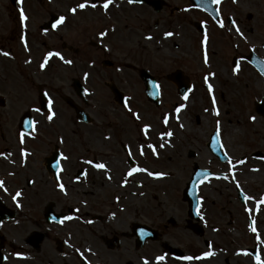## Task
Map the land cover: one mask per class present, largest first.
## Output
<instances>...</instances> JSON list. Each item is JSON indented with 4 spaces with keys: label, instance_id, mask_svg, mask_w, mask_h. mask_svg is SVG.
Wrapping results in <instances>:
<instances>
[{
    "label": "flooded vegetation",
    "instance_id": "1",
    "mask_svg": "<svg viewBox=\"0 0 264 264\" xmlns=\"http://www.w3.org/2000/svg\"><path fill=\"white\" fill-rule=\"evenodd\" d=\"M55 3L56 0H0V122L12 125L9 136L14 143L5 144L0 130V180L4 182L0 188V218H9L0 219V264H137V230L146 233L144 245L157 240V247L171 248L162 240V230L167 225L191 233L184 235L187 240L182 243L191 255H200L194 248L201 239L203 249L223 244L224 264H257V256L264 264V124L259 130L253 129L248 139L239 129V119L233 121V116H240L247 124L251 107L264 123V109H255L256 104L264 103V76L249 62L252 51L247 49L245 35L230 34L231 27L243 24L239 13L231 11V3L211 2L213 15L192 0H157L155 7L127 2L147 7L157 16L162 14L152 27L144 22L138 29L127 24L129 16H120L113 3L105 9V0L93 1L98 8L91 24L82 13L68 9L56 13L50 7ZM21 10L27 17L24 22ZM60 17H64L63 22L54 28ZM159 28L158 38L169 43L159 39L153 44L157 57L149 54L151 57L141 60L134 54L120 57L117 53L128 51L136 31ZM169 32L172 35L166 36ZM5 52L9 55H3ZM50 52L60 55H52L45 63ZM89 53H94L93 59ZM237 65L239 70L234 72ZM249 71L255 81L248 80ZM143 77L150 84L154 79L158 106L147 101ZM86 82L90 88L99 86L109 94L111 88L119 90L125 107L110 95L113 110L120 114L136 111L138 103L156 109L166 105L169 109L160 114L162 122L167 115L175 121L187 114L199 125L209 112L210 118L224 124L204 134L200 148L186 152V157L194 160L190 172L161 171L166 164L153 160L146 150L151 144L144 145L140 134L132 143L131 135L118 142L119 130L111 128V133L104 130L99 136L102 144L82 143L86 133L82 127L87 124L76 120L75 109L91 114L95 108L94 102L86 98ZM80 88L83 90L79 92ZM195 89L201 93L200 103L191 97ZM188 102L203 106L191 114ZM235 104H245L247 108L235 113L231 110V114L227 106L233 109ZM222 105L226 106L223 114ZM184 122L163 129V142L154 140L156 135L146 139L174 150L177 131L189 130L188 122ZM97 163L106 167L98 169ZM137 167L145 171L128 175ZM191 179L197 183L194 211L189 213V203L182 193ZM176 180L182 183L176 189L184 208L177 220L169 214H145V209L137 212L139 200L147 194L151 196L147 185ZM163 187L156 186L155 194L166 191ZM200 190L216 192L213 199H206L199 195ZM17 192L21 195L14 200ZM130 209L143 220L135 218L137 221L132 222ZM131 247L133 252L128 250ZM204 253L198 259L200 263L216 264L213 255L204 257ZM175 254L179 261L165 254L161 264L190 263L181 259L183 253Z\"/></svg>",
    "mask_w": 264,
    "mask_h": 264
},
{
    "label": "rangeland",
    "instance_id": "2",
    "mask_svg": "<svg viewBox=\"0 0 264 264\" xmlns=\"http://www.w3.org/2000/svg\"><path fill=\"white\" fill-rule=\"evenodd\" d=\"M94 0H56V3L53 5L51 4L50 7L53 9L56 13H62L65 11V9H68V12H70L71 9L76 8L75 13H82L83 17L86 18L87 22L89 24L94 23L96 16L95 10L98 8L96 5L95 8H93L91 5ZM125 1V2H124ZM172 2H176L177 0H169ZM228 1V3H231L230 5L235 7V9L232 7L231 11L233 13H239L241 19H242V25H234L230 29V34L232 36H235L234 32L236 31V28H239V33H243L245 35V40L247 42V49L251 50L253 52H257L258 55L262 58H264V50L261 48L262 42H264V18H263V12H264V0H225ZM106 2V0H105ZM85 3V7L83 9L78 8L77 5ZM112 3L114 4L113 9L118 12L120 16L123 14L125 16H129L127 20V24L129 26H134L138 29V27L141 25V23H146L148 26L152 27L155 21H160L162 14L159 16L155 15L149 8L147 7H138L134 5H130L126 2V0H112ZM67 4V5H66ZM65 16V13H64ZM249 16V18H248ZM161 31V28H159L156 31L149 30L148 32H139L136 31L133 36H131L134 39V44L129 45V49L126 48L128 51L119 50L117 53L120 55V57H123L122 54L127 53V55H135L136 58H143L145 57H157L158 55L154 53L153 50H156V48L153 46L154 43H158L159 39L162 41L161 38H158L160 34L158 32ZM89 33H91L89 31ZM156 33V34H153ZM90 35V34H89ZM153 36V39L151 38ZM150 37V39H149ZM215 38H218L215 36ZM93 40V39H90ZM166 40V39H165ZM163 40L161 43H169L168 41ZM154 47V48H153ZM151 49L152 52H149ZM164 54L163 52H161ZM151 56H150V55ZM90 59L94 58V53L88 54ZM132 59L131 57H129ZM159 59V58H157ZM137 61V60H136ZM153 63L154 60H152ZM90 64V62L88 63ZM151 64V62H150ZM91 73V72H89ZM254 74H252L251 71L248 73V80L249 81H255ZM96 80V79H95ZM89 83L90 80L88 79ZM87 84V82H86ZM90 85V84H89ZM86 98L93 101L95 108L91 112L90 116L94 119V123L92 125H87L86 127H82V129H86V133H84V140L82 143L85 144H102L100 139V135L104 130L109 131L111 133L110 129L114 128L115 130H119V132L116 131L117 141H126L128 138L125 135H131L132 139H129L130 143H132L133 138L138 136L140 134L143 137L144 145L145 144H151L153 148L155 149V153H153V149L147 147L146 150L151 152V155L153 157V160L156 162L165 163L161 169V171L171 172V173H178V171H185L186 174L190 172L189 168L191 163L194 161L192 159H188L186 157V152L188 150H196L197 148H200L203 144V135L207 134L208 131L211 130L214 126L221 127L223 124L219 122V124L215 121V119L210 118L209 112L206 113V115L203 116V118L200 120L199 125H196L191 119L193 118L190 116H187V114H183L182 117H179L175 121H172V116L167 115L166 120L167 123L160 121V114L165 111V109H169L168 106L163 105V108L156 109L155 107H149L144 106L141 107L140 103H138V109L135 110H129L128 112L131 113V115L128 113L126 114H120L119 112H115L113 101L111 100V95L108 93L107 90L104 88H101L97 86L98 88L92 87L90 88L88 84L86 85ZM95 86V85H94ZM170 88V85L167 86L165 89L168 93V90ZM172 93V91H171ZM199 95L201 93L199 90L191 93V97H193L195 100V103H200V100H198ZM173 96V95H172ZM174 98V97H173ZM191 102H188L187 106L191 107L189 112L191 114L195 113L196 111H199V109L202 108L198 105L191 104ZM232 107V104H229ZM250 104H248V107ZM225 105H222L221 111L223 114V109L225 108ZM228 110L235 113L236 110H240L241 112L247 108L245 104H235L233 105V109H231L229 106ZM251 107L248 108V123L246 124L243 117L240 116H233V121L238 120L240 122L239 129L243 134L248 135V139L252 138L253 131L259 130L263 128L261 124L262 120H259L256 115L253 113ZM171 110V109H170ZM169 113L172 112V110ZM176 112V111H175ZM180 111L179 113H181ZM225 112V111H224ZM109 115V119H105V115ZM238 118V119H236ZM254 118V119H252ZM184 119V121H183ZM218 121V120H217ZM179 122L181 124L187 123L186 126L189 130H186L184 128L183 131L178 132V136L176 137V144L174 147V150H170L168 147H163L161 145H158L154 142V140H158L160 142H163V129H166L167 127L172 129V123H174L176 126H179ZM8 123V122H7ZM5 122H0V130L3 132L5 136V144H14L13 140H10L9 134L12 133V125L7 124ZM7 124V125H6ZM111 124V125H110ZM6 125V126H5ZM148 126L147 132H145V126ZM2 126H5L4 129ZM175 126V127H176ZM227 128L228 127H224ZM231 128V127H230ZM254 129V130H253ZM253 130V131H252ZM228 131V130H227ZM125 132V133H124ZM108 134V133H107ZM194 138L192 135H194ZM153 135V137L156 135L157 138L154 140H147V136ZM199 135L195 141L196 136ZM73 141L75 140V136L72 135ZM110 143V142H109ZM184 145V148L180 149L179 146ZM160 147H163L165 149H161ZM202 152L203 148L200 150ZM172 164V165H171ZM175 165H179L177 168ZM155 169V168H152ZM153 182V181H152ZM182 183H180V180H176L175 182L171 181H163L161 183H156L151 185H147V188L149 191H151V196L147 194V196L144 199L139 200L141 202V205L139 207H136V210L145 209L147 212H151L152 214H162L163 217H166V214H169L173 216L176 220L178 219V216L183 215L184 208L182 207L180 203L179 193L176 187H180ZM159 185L164 186L163 188L166 189V191L162 193H156L155 194V188ZM173 185V186H171ZM221 185V184H220ZM182 186V185H181ZM224 191V190H223ZM153 192V195H152ZM216 191L208 190H200L199 195L203 196L206 199H213V194ZM156 198V200H154ZM135 208V207H134ZM139 210V211H140ZM135 212L133 209H130L131 221H137V220H143L142 218L138 217V213ZM136 213V216H133V214ZM135 218L137 220H135ZM134 219V220H133ZM164 233L163 241H167L168 244L171 245V248H159L155 245V241H151L150 244H145L142 248L136 249L134 252L135 260L137 264H143L144 259H148L150 263L155 264L157 263L155 260V257L160 255H167V258L178 260L177 255L175 252L183 253L184 256H191L193 257V261L189 264H203L196 259V257H200V255L203 252H211L213 253L214 258H216V264H224L225 257V249H223V244L217 245L215 249H203L202 242L200 239V244H197L194 249L200 252V255H191L192 253H189L186 250V247L184 244L186 242V238L184 235H190L191 233L187 232L186 229H180L179 227L173 228L172 225H167L165 229L162 230ZM208 234V233H207ZM209 236V235H208ZM206 236V237H208ZM209 238V237H208ZM193 241H197L195 238H191ZM193 249V250H194ZM130 252L132 251V247L128 249Z\"/></svg>",
    "mask_w": 264,
    "mask_h": 264
},
{
    "label": "snow or ice",
    "instance_id": "3",
    "mask_svg": "<svg viewBox=\"0 0 264 264\" xmlns=\"http://www.w3.org/2000/svg\"><path fill=\"white\" fill-rule=\"evenodd\" d=\"M20 2H22V0H18V3H20ZM133 2H140V0H129V3H133ZM212 2L215 3V4H220L221 3V0H212ZM233 2H235V0H233ZM111 3H112V0H106V2L103 4V7L105 9H107ZM85 6H86L85 3H81V4L77 5V7L78 8H81V9H83ZM91 6L93 8L96 7L95 4H92ZM71 11L72 12H75L76 11V8L71 9ZM20 19H21V22H24V21L27 20V17L24 14L23 10H21V12H20ZM63 20H64V17H60L56 21V23L53 24V27L55 28L56 25H58L61 22H63ZM233 24H235V22H233ZM221 26H223V25L221 24ZM236 31L239 32V28L238 27L236 28ZM101 35L103 36L104 33H101ZM165 35L166 36H171L172 33H170V32L169 33H165ZM149 39H150V37H149ZM205 42H206V37H205ZM3 55L7 56L9 54L5 52V53H3ZM52 55L59 56L60 54L59 53H51V52L48 53V56L45 57V63L47 62V59L49 57H51ZM60 58L63 59V57H60ZM65 62L66 63H71V61H65ZM206 62H207V59H206ZM43 67H44V64L42 63L41 64V68H43ZM238 70H239V65L236 66V68L234 69V72L235 71H238ZM205 79H206V82H207V77ZM208 91L210 93L212 92V85L211 84L208 85ZM49 103H51V102L49 101ZM213 106L215 108V100L214 99H213ZM37 111H39V110L37 109ZM49 111H51V109H49ZM177 111H179V109H177ZM216 115H219V112L218 111H216ZM48 119L51 120L52 119V115H49L48 116ZM252 119H254V118H252ZM165 123H167V120H165ZM217 123L219 124V122H217ZM147 129H148V126L146 125L145 126V129H144L145 132H147ZM167 135L170 136L172 134L171 133H167ZM161 146H163V145H161ZM148 147L149 148H152L153 149V153H155V149L153 148L152 145H148ZM141 155H143V151L142 150H141ZM89 163H91V162L89 161ZM95 167L98 168V169H103L106 166L104 164L97 163V164H95ZM138 171H145V169H141V168H138V167L137 168H133V169H131L129 171L128 175H132L134 172H138ZM149 175H152V173H149ZM157 175H160V174H157ZM3 187H4V182L2 180H0V188H3ZM59 187L61 188L62 191L64 190V186L62 184L59 185ZM20 195H21V193L20 192H17L15 194V196H13V199L15 200L16 197H18ZM261 203H264V201H261ZM17 206L19 207V204ZM65 219H72V217H65ZM252 230L255 232V228H253ZM211 255H213V253H211V252H206V253L203 254L204 257H208V256H211ZM165 259H166V257L164 255H160V256L155 257V260H156L157 264H161V262H163ZM181 259H183V260H192L193 257H191V256H184ZM196 259H200V257H196ZM256 261H257V264H262L259 256L256 257ZM143 264H150V262H149L148 259H144Z\"/></svg>",
    "mask_w": 264,
    "mask_h": 264
},
{
    "label": "water",
    "instance_id": "4",
    "mask_svg": "<svg viewBox=\"0 0 264 264\" xmlns=\"http://www.w3.org/2000/svg\"><path fill=\"white\" fill-rule=\"evenodd\" d=\"M140 1H143V0H140ZM193 1H197V4L200 2L199 4L201 5L202 8H204L205 10H207L208 12H210L211 14H213L212 7H211V4H210L211 3L210 0H193ZM148 2L151 3V4H153V0H149ZM207 2H209L208 5L207 4L206 5H203L202 4V3H207ZM251 56L253 58V59L251 58L253 65H255V67L257 69H259L264 74V64H263V62L255 59V57L253 55H251ZM143 79L146 82L147 79H145L144 77H143ZM146 86H147V90L149 91V93L147 94L148 95V98H149V101H151V102L156 101L157 100V91H156L155 85L154 84L153 85H149L148 84ZM112 92H113L115 98L117 100H119L120 98H119L118 92L116 90H113V89H112ZM75 112H76V117H77L78 120L83 121V122H87V123L90 122L89 117L85 113H83L82 111H80L78 109H76ZM193 186H194V184L191 183L189 185V191H188V197H190L191 200L194 199V192H193V188L194 187ZM192 209L193 208H191V210Z\"/></svg>",
    "mask_w": 264,
    "mask_h": 264
}]
</instances>
